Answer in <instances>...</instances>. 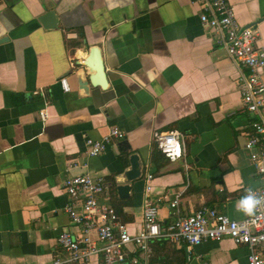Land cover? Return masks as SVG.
<instances>
[{"label": "crops", "instance_id": "obj_1", "mask_svg": "<svg viewBox=\"0 0 264 264\" xmlns=\"http://www.w3.org/2000/svg\"><path fill=\"white\" fill-rule=\"evenodd\" d=\"M228 1L239 24L258 28L255 46L264 45V0ZM49 9L59 18L55 29L38 21ZM201 11L193 0H0V264H52L64 255L58 235L78 236L81 227L65 211L63 182L78 174L112 183L100 201L122 203L119 219L131 234L142 227L147 173L153 176L148 198L162 225L175 219L170 203L177 195L182 216L202 205L232 219L248 216L235 207L259 185L244 147L252 129L241 109L239 76L247 69L216 44ZM94 44L101 47L109 87L90 86L83 94L76 61ZM72 57L78 59L72 63ZM260 73L264 81V67ZM223 123L234 146L219 153L214 129ZM112 126L141 159L142 176L128 198H119L114 183L129 165L118 146L123 139H111L97 156L84 153L86 138L101 139ZM154 130L180 131L186 157L156 169ZM247 255V247L229 237L189 251L165 239L151 242L147 255L133 246L127 251L135 264H248ZM70 264L104 263L98 255Z\"/></svg>", "mask_w": 264, "mask_h": 264}, {"label": "built area", "instance_id": "obj_2", "mask_svg": "<svg viewBox=\"0 0 264 264\" xmlns=\"http://www.w3.org/2000/svg\"><path fill=\"white\" fill-rule=\"evenodd\" d=\"M201 8L200 22L212 32L216 44L247 72L239 76L241 109L251 116V133L245 142V149L259 178V185L252 187L257 195L264 196V81L260 70L264 67V45L256 47L259 31L257 27L243 26L235 17V8L228 0H193ZM67 37L76 36L67 32ZM77 57H72L74 62ZM73 65V64H72ZM64 91L69 90L67 79H59ZM45 120L44 110L39 112ZM124 139L125 133L116 126L98 140L86 138L84 153L88 157L102 153L111 139ZM152 139L157 148L174 162L186 157L183 134L178 130H154ZM152 173L144 176V200L142 227L131 234L126 223L107 202L105 180L102 176L89 173L67 177L63 187L68 195L65 211L71 221L81 227L76 236L61 232L57 237V246L64 253L57 256L52 264L87 263L94 256H101L104 264H135L136 257H128L129 246L147 255L150 243L165 239L173 243L184 244L187 250L202 241H219L229 237L234 243L245 245L248 249V264H264V204L257 207L251 216L237 220L219 213L216 209L202 205L193 213L182 216L178 210L177 195L170 206L174 209L175 219L162 225L158 217V208L150 201ZM199 264H209L200 260Z\"/></svg>", "mask_w": 264, "mask_h": 264}, {"label": "water", "instance_id": "obj_3", "mask_svg": "<svg viewBox=\"0 0 264 264\" xmlns=\"http://www.w3.org/2000/svg\"><path fill=\"white\" fill-rule=\"evenodd\" d=\"M38 21L44 29H55L58 26V15L54 9H49L38 16ZM6 40V38H3ZM1 42V41H0ZM87 56L76 64L79 68L76 70L78 88L83 94H87L90 86L99 87L104 90L109 87L108 76L106 73L102 50L98 45H90L87 49ZM86 71L88 74H86ZM217 139L213 141V145L217 152L221 153L234 146V137L232 130L226 123L217 126L214 129ZM119 149L123 154H126L128 166L125 167L119 174L114 176L119 198L130 197L133 183L139 180L142 176V164L140 156L135 152H130L131 147L126 139L119 143ZM112 186L111 182H105L106 194Z\"/></svg>", "mask_w": 264, "mask_h": 264}, {"label": "clouds", "instance_id": "obj_4", "mask_svg": "<svg viewBox=\"0 0 264 264\" xmlns=\"http://www.w3.org/2000/svg\"><path fill=\"white\" fill-rule=\"evenodd\" d=\"M264 204V196H259L249 188L236 204V210L251 216L257 207Z\"/></svg>", "mask_w": 264, "mask_h": 264}, {"label": "trees", "instance_id": "obj_5", "mask_svg": "<svg viewBox=\"0 0 264 264\" xmlns=\"http://www.w3.org/2000/svg\"><path fill=\"white\" fill-rule=\"evenodd\" d=\"M166 161H169L167 157L157 148L156 144L154 143L152 146V152H151V162L152 164L156 167V169L160 168ZM115 191L111 192V195L114 194ZM119 202H122L121 200L118 199ZM112 206L116 210L119 218L122 215L121 214V208H122V203L121 204H116L112 203ZM122 221V220H121Z\"/></svg>", "mask_w": 264, "mask_h": 264}]
</instances>
